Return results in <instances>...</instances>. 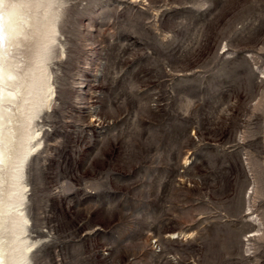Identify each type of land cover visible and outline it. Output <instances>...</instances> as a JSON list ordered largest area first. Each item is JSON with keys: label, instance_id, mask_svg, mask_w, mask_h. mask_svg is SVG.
Listing matches in <instances>:
<instances>
[{"label": "rangeland", "instance_id": "obj_1", "mask_svg": "<svg viewBox=\"0 0 264 264\" xmlns=\"http://www.w3.org/2000/svg\"><path fill=\"white\" fill-rule=\"evenodd\" d=\"M19 2L6 53L22 72L42 36L27 22L47 8ZM51 8L49 107L2 125L40 146L23 180L0 163V254H17L24 195L23 264H264V0Z\"/></svg>", "mask_w": 264, "mask_h": 264}, {"label": "bare ground", "instance_id": "obj_2", "mask_svg": "<svg viewBox=\"0 0 264 264\" xmlns=\"http://www.w3.org/2000/svg\"><path fill=\"white\" fill-rule=\"evenodd\" d=\"M15 2L16 0H0V139L8 141L7 139L9 138H15L16 143L14 144L12 142L14 150L20 148L22 149V152L20 154L17 152L16 154H18V156L14 153L15 151H7V145L1 146L0 163L6 165L8 162H12L14 159H17L15 163V169H17L16 174L19 180H23L25 178L29 159L32 155H34L40 146V143L37 141L38 134L29 129L24 130L22 134L17 133L19 132V129H17V132L15 131L16 133L7 132L8 130L3 132L2 130L4 129L2 125H4L9 118H12L13 115H16L13 114L11 115L12 117H10L11 112L31 111V118L33 119L34 117H37L41 111H43V108L49 107L50 99H48V96H51V85L44 79L46 72L43 68L44 64L52 59L55 51L53 43L56 36L54 34L56 32V24L61 13L60 11L52 10L51 5L54 0H39L36 6H33V9H37L40 6L47 8L44 13L45 21L36 17L30 22L29 20L28 22L26 21L32 26L36 36H39V32H42V36L39 38L40 42L38 45L36 43V46L33 49L32 62L27 65L26 69L24 68L23 71L20 72L19 70L21 68H19L16 64L17 62L15 63L11 60V57L6 53V50L19 35L21 36L23 34L22 27L17 23V21L20 18L21 11L30 7L26 5L27 2H19L18 4H15ZM17 67L19 70H17ZM9 120L13 121L11 119ZM8 143L10 144V142ZM25 189L26 188L23 187L22 190L24 191ZM24 199L25 196L21 195L18 204V207L21 208L17 210L16 215L12 220L15 238H13L14 240L13 243L11 242V245L12 250H17V254L15 257L13 256L14 258L7 259L4 252H7L8 249L5 248L0 254V264H23V262L28 259L27 253L29 248L26 244L27 241L23 237L19 238L25 231V224L27 222L24 212L26 208H22V206L25 205ZM4 210L5 209L2 210L1 205L0 212L3 213L5 212ZM6 222L5 217L0 216V229H3L4 227L9 228V226L6 225L8 222ZM12 223H10V225ZM12 226L11 229L13 228Z\"/></svg>", "mask_w": 264, "mask_h": 264}]
</instances>
